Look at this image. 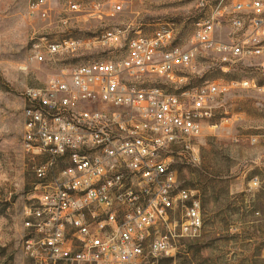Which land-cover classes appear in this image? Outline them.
<instances>
[{"label":"built area","instance_id":"1","mask_svg":"<svg viewBox=\"0 0 264 264\" xmlns=\"http://www.w3.org/2000/svg\"><path fill=\"white\" fill-rule=\"evenodd\" d=\"M79 8L68 3L70 12ZM29 9L48 16L45 0H30ZM225 22L229 33L219 40L216 29ZM124 36L108 29L96 44L112 49ZM194 39L224 71L249 62L255 75L177 93L146 85L152 76L175 80L194 57L193 48L172 46L173 30L163 25L126 39L121 60L62 69L25 90L21 143L36 183L22 209V250L31 264H159L200 236L199 202L180 186L169 153L176 145L189 149L212 125L218 96L264 90V0H217ZM32 46L41 62L92 45L65 39Z\"/></svg>","mask_w":264,"mask_h":264},{"label":"rangeland","instance_id":"2","mask_svg":"<svg viewBox=\"0 0 264 264\" xmlns=\"http://www.w3.org/2000/svg\"><path fill=\"white\" fill-rule=\"evenodd\" d=\"M200 1L45 0L48 16L42 18L31 13L30 0H0V264H31L22 250V209L36 183L21 143L26 89L43 86L62 69L121 60L126 39L150 36L163 25L173 30L172 46L193 48L194 57L175 72V80L152 76L146 85L177 93L255 75L249 62L224 71L227 65L196 43L197 23L217 0H204L205 6ZM69 2L77 3L79 12H70ZM108 29L125 35L112 49L96 44ZM228 33L226 22L216 29L219 40ZM65 39L92 46L53 61L34 58L35 42ZM215 100L220 108L212 125L202 127L189 149L176 145L169 153L180 186L199 202L201 234L182 241L171 260L159 264H264V90L233 88Z\"/></svg>","mask_w":264,"mask_h":264},{"label":"trees","instance_id":"3","mask_svg":"<svg viewBox=\"0 0 264 264\" xmlns=\"http://www.w3.org/2000/svg\"><path fill=\"white\" fill-rule=\"evenodd\" d=\"M169 260H171V258H169Z\"/></svg>","mask_w":264,"mask_h":264}]
</instances>
